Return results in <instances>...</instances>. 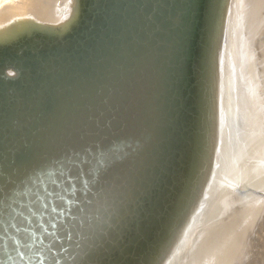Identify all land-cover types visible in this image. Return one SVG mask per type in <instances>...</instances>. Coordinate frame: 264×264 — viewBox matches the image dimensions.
Masks as SVG:
<instances>
[{"label": "bare ground", "instance_id": "bare-ground-1", "mask_svg": "<svg viewBox=\"0 0 264 264\" xmlns=\"http://www.w3.org/2000/svg\"><path fill=\"white\" fill-rule=\"evenodd\" d=\"M260 2L204 0L190 60L197 0H0V264H163L173 248L170 264L235 258L209 215L253 154L252 103L243 121L228 85L239 89ZM201 196L208 221L176 246Z\"/></svg>", "mask_w": 264, "mask_h": 264}, {"label": "rangeland", "instance_id": "rangeland-1", "mask_svg": "<svg viewBox=\"0 0 264 264\" xmlns=\"http://www.w3.org/2000/svg\"><path fill=\"white\" fill-rule=\"evenodd\" d=\"M262 2H260V3H257V6H254L253 8H255V7H258V5L259 4H261ZM262 5H263V3L261 4V6L260 7H262ZM264 6V5H263ZM260 7H258L259 9L257 10V8H255L254 9V11H256V12H258L259 10L260 11H262L261 13H259L258 12V14H256V12L254 13L253 12V10L250 12V19L252 18L251 17V15L252 16H254L255 15V17H257V18H252L256 23H255V25L253 24V23H251L254 27H255V29H256V31L255 30H253L254 28H253V26L251 27L249 24V30H247V31H250L251 29L253 30H251L250 32H251V34L249 35L248 34V37H246V33H249V32H247L246 31V33H244L245 34V38H244V42H242V43H244V44H241V45H243L242 47H244L242 50H243V52L241 53L240 52V63L242 64V65H240V69L243 71V72H240V73H238V76H240V77H238V79H239V86H238V90L237 89H235L234 87H233V85H232V83L230 84L229 83V85H228V95L230 94L231 96H230V99H229V101L232 103V104H230L231 106L235 103V99H233L232 98V95H233V93H235L234 91H238V95L239 94H241V98L239 99L240 101L239 102H241V104H240V107H242V105H244V107H245V110L243 109L244 107H242V116H243V121H245V119H248V114H252L251 115V117H249L250 118V121H251V119H252V121L251 122H256V123H253V126H256V127H261L260 129L262 130L261 132H260V129L259 128H256V127H254V128H251L250 130H251V133H252V131H253V133H252V135H254V133H257L255 136H257V135H259L258 134V130H259V133H260V135L262 134V138L260 137V135H259V138H261V142H260V139H259V141H258V136L255 138V136H253V138H252V140L254 141H251V137H252V135H251V137H250V140H248L247 138H243L244 139V141L247 139V141L250 143V145L251 146H248L247 148L250 150H248L247 151V153L249 152H252L253 154H249L251 157H249L248 155H246V156H244L245 157V160H244V163H242V165H241V167L239 166L238 167V171L234 174V176H233V180L231 181V183L229 184V188H227L226 189V194H225V197L223 198V199H221L220 201H218L217 202V204L214 206V208H212L210 211H211V213H210V219H211V222H210V226H209V230H211V229H213L214 227V229L213 230H222L223 229V227H227V228H225L224 229V231L226 232V230L228 229L229 231H231V229L233 228V227H231V226H234L235 225V223L234 222H231V221H237V223H239V222H241L238 226H237V228H236V230L234 231V233H236L237 232V230H238V234H241V235H239L238 237L237 236H235V235H238V234H233V233H230L229 231H228V233L226 232H224V231H222L223 233H221L220 235L222 236V234H223V238L225 237V241L223 242V244H222V249L224 250V249H227L231 244H232V246H234V248L232 249V250H234L235 249V251H237V253L235 252V251H233V253H236V255H238V257H236V255L234 254V256H235V258H233V259H236V260H234L235 261V263L234 262H232L233 261V259L232 258H226V259H224V260H222V261H220L219 262V264L221 263V264H229L230 262H231V264H238V263H236L237 262V260H238V262H239V260L241 259H245V261L244 262H246L247 264H255L254 263V261L256 262V261H258V262H256V264L258 263V264H264V238H263V234H264V230H263V224L261 223V219H263L264 218V214L262 215V213H264L263 211H264V200H262L261 201V199L259 198V197H264L263 195H264V171H262V169L264 170V164H261L262 163V160H263V158H260V155H261V157H264V155H263V153H264V149L263 148H261L262 147V144L264 143V14H263V8H260ZM253 8H251V9H253ZM252 13V14H251ZM254 14V15H253ZM260 15H262V16H260ZM260 18V19H259ZM257 19H259V20H257ZM253 20H251V22L253 21ZM250 21V20H249ZM258 22V23H257ZM260 22V23H259ZM234 23H235V21H234ZM260 24H261V26H260ZM239 22L237 21V27H239ZM257 25V26H256ZM263 26V27H262ZM257 27V28H256ZM262 28V29H261ZM260 31V32H259ZM262 31V32H261ZM252 33L254 34V36L252 35ZM256 33V34H255ZM250 36V37H249ZM253 37V38H252ZM247 38V39H246ZM248 38H250V39H248ZM263 39V40H262ZM245 41H247L246 43H245ZM262 42V43H261ZM242 66H243V68H242ZM240 70V71H241ZM241 73H244V74H242V75H240ZM248 74V75H247ZM245 75H247V76H245ZM244 76V79H242V77ZM242 80H241V79ZM237 79V80H238ZM240 81H244V83L246 84L245 86H243V84L244 83H242V82H240ZM228 83V82H227ZM242 83V84H241ZM244 87V89H243V87ZM230 87V88H229ZM232 88V89H231ZM242 88V89H241ZM235 89V90H234ZM229 90H230V92H229ZM245 92H244V91ZM246 92H247V94H246ZM237 94V93H236ZM244 95V96H243ZM246 95V96H245ZM240 96V95H239ZM247 96H248V101H247ZM246 97V98H245ZM232 98V99H231ZM244 100V101H243ZM246 101V102H245ZM249 101H251V102H249ZM244 103V104H243ZM246 103V104H245ZM248 103V104H247ZM250 103H252V105L250 104ZM250 106L249 107V109L250 110H252L251 112L250 111H248V107L246 108V106ZM248 111V112H247ZM244 112V113H243ZM250 112V113H249ZM245 113H247V117H246V114ZM250 116V115H249ZM255 116V117H254ZM256 118V119H255ZM253 119H254V121H253ZM249 120V119H248ZM248 120H246L247 122L246 123H248ZM256 120V121H255ZM259 120V121H258ZM15 121V120H14ZM259 122V123H258ZM258 123V124H257ZM260 123H261V125H260ZM243 124H245V122H243ZM255 124V125H254ZM263 124V125H262ZM225 125H226V123H225ZM246 125V124H245ZM258 125V126H257ZM252 126V127H253ZM244 127V126H243ZM263 128V129H262ZM245 130V129H244ZM257 132H256V131ZM255 131V132H254ZM245 132H246V130H245ZM245 135V134H244ZM254 138L255 139H257L256 140V142H255V140H254ZM246 141V143L248 144V142ZM257 141H258V143H257ZM263 142V143H262ZM256 144V145H255ZM258 144H261L259 147L257 146ZM253 145V146H252ZM256 146H257V148H256ZM251 147H254L255 148V150L252 148L251 149ZM258 148H260V150L261 149H263V153H261L262 151H260V150H258ZM251 150H253V151H251ZM256 150H258V152L256 151ZM258 154H260V155H258ZM255 155H257L256 156V158H257V160H255V158H254V160L253 161H257V163L255 162H252V160H251V158H252V156H255ZM244 157H242V158H244ZM247 157L248 158H250V159H247ZM259 158V159H258ZM261 161V165L259 164V162ZM251 162H252V166H251ZM263 162H264V160H263ZM258 164V165H257ZM255 166V168H254V166ZM257 165V166H256ZM262 166V167H260V166ZM247 167H248V169H247ZM250 167H252L253 169H251ZM258 167H260L261 169H258ZM241 169V170H240ZM246 170V171H245ZM257 171L256 173L255 172H253L252 173V175H251V171ZM248 172V173H247ZM253 174H255V175H253ZM240 177H239V176ZM243 175V176H242ZM260 175V176H259ZM253 176V177H252ZM263 178H262V177ZM242 177H244L245 179H247L246 180V182H244L245 181V179L244 178H242ZM255 177V178H254ZM241 178H242V180H241ZM252 178V179H251ZM257 178V179H256ZM254 179H256V181L254 180ZM259 179V181H257ZM262 179V180H261ZM251 180V181H250ZM253 180V181H252ZM242 181V182H241ZM261 181V182H260ZM251 183H252V185H251ZM238 184V185H237ZM247 184V185H246ZM255 184V185H254ZM243 185V186H242ZM246 185V186H245ZM257 185H259V186H257ZM238 186V188L236 189V187ZM257 186V187H256ZM232 187H234V188H232ZM249 187H253V189H260L259 190V194H260V196H258L259 194H257L256 192H253V191H251V190H249ZM248 188V189H247ZM234 189V190H233ZM239 189H241V190H239ZM245 191H247V194H245L246 192ZM240 192V193H239ZM243 192H245V193H243ZM251 192V193H250ZM249 193V194H248ZM239 194H241V195H239ZM244 194V195H243ZM250 194H253V197H255V198H253ZM257 194V195H256ZM236 195V197H234V196ZM250 196V197H248V196ZM230 196V197H229ZM259 199H260V203L259 202H257V201H259ZM264 199V198H263ZM242 201H243V203H242ZM235 202L237 203V204H235ZM256 203V204H255ZM257 203H259L258 205H262L261 206V210H260V206H258L257 205ZM230 204H232V205H230ZM229 205V206H228ZM247 206L246 208H244L243 206ZM253 205L255 206V205H257V208H256V206L255 207H253ZM226 206V207H225ZM242 206V207H241ZM252 208H251V207ZM231 207V208H230ZM236 207H237V209H236ZM241 207V208H240ZM248 207H250L251 209H253V211L252 212H250V213H252V215H253V221L252 222H254L255 224H253V226H252V222H248V223H250V224H248L247 223V219H245V220H243V221H241L242 220V218H243V215H242V213L244 214V217H245V214H249V212L247 213V211H249V210H251V209H249ZM244 210H243V209ZM256 208V209H255ZM258 208H259V210H258ZM214 209H217L216 210V213L214 212L215 210ZM219 209V210H218ZM221 209V210H220ZM229 209V210H228ZM234 209V210H233ZM237 211H236V210ZM239 210H240V212H242L241 210H243V211H245V210H247L245 213L244 212H242V213H240L239 212ZM256 212H255V211ZM224 211H225V215H224ZM217 212H219V213H217ZM234 212V213H233ZM231 213H232V215L234 216V220H233V217H232V215H231ZM235 213H237V214H241V215H236ZM258 213V214H257ZM255 214V215H254ZM261 214V215H260ZM223 215V217H221ZM227 215L228 216H230L231 215V217H229V218H227ZM252 215H250V216H252ZM256 215H257V217H256ZM220 216V217H219ZM258 216H260L259 218H258ZM263 216V217H262ZM236 217H237V219H236ZM257 218V220H256V218ZM231 218H232V220H231ZM224 219H225V222H226V224H225V222H224ZM229 219L231 220V221H229ZM254 219H255V221H254ZM260 219V220H259ZM226 220H228V222H230L231 224L232 223H234V224H230V223H227V221ZM208 220H203L202 219V223L196 228V232L198 231V230H200V229H202V227H204L205 226V222H207ZM214 221V222H213ZM221 221V222H220ZM239 221V222H238ZM223 223V224H222ZM248 224V225H251V227H253V228H251L250 226L248 227L247 225L246 226H244L245 224ZM258 223V224H257ZM224 225L225 224V226H222V225ZM213 225V226H212ZM218 225H220L221 226V228L219 229V226ZM216 226H217V228H216ZM244 226V227H243ZM210 227H213V228H211L210 229ZM247 228V229H245L246 231H247V233L245 234V235H243L246 231L245 230H243L242 228ZM261 228V229H260ZM234 229V228H233ZM232 229V230H233ZM251 229V230H250ZM205 230V229H204ZM204 230H202L201 232H203ZM209 230H207V231H209ZM240 230H243L241 233L239 232ZM254 230H255V232H254ZM262 230V231H261ZM251 231V234L254 236H252L250 233H248V232H250ZM261 231V232H260ZM200 232V233H201ZM232 232V231H231ZM195 233V232H194ZM205 233H206V231H205ZM204 232H203V235L205 234ZM259 233V235H257ZM262 233V234H261ZM248 234H249V236H248ZM201 235H202V233H201ZM200 235V236H201ZM234 235V237H236V241L234 240H232V236ZM199 236V237H200ZM241 236V237H240ZM243 236V237H242ZM252 236V237H251ZM257 236V237H256ZM260 236H261V238H260ZM248 237H250V238H248ZM237 238H239V239H237ZM240 238H242V240L240 239ZM254 238V239H253ZM258 239V240H257ZM238 240H241L242 242H240V241H238ZM251 240V241H250ZM248 241H250V242H248ZM252 241H253V243H252ZM256 241V242H255ZM236 242V243H235ZM237 242H238V245H237ZM261 242V243H260ZM191 243V242H190ZM242 243V245H243V247H241L242 245H240ZM189 244V243H188ZM187 244V245H188ZM260 244V245H259ZM186 245V246H187ZM253 245H254V247H253ZM185 246V247H186ZM240 246V247H239ZM262 246V247H261ZM250 249H249V248ZM237 248H239V249H237ZM241 248V249H240ZM259 248V249H258ZM248 251H247V250ZM239 250L242 252V250L244 251V250H246V252H240L239 253ZM259 250V251H258ZM251 255H249L248 253ZM250 252H252V253H250ZM257 252V253H256ZM262 254H261V253ZM177 252H175V253H173L172 254V256H174L175 254H176ZM243 253H246V255L245 254H243ZM255 253V254H254ZM240 254V255H239ZM246 257V256H248L249 255V257H246V258H244V256ZM171 256V258H170V260L167 262V264H170V261L172 260V257ZM233 256V255H232ZM233 256V257H234ZM242 258H241V257ZM255 256V257H254ZM239 257H240V259H239ZM252 257V258H251ZM263 257V258H262ZM228 259V261H226ZM260 259H262V260H260ZM241 260H240V263L242 264L243 263V260H242V262H241ZM251 260V261H250ZM249 262V263H248ZM263 262V263H262ZM239 263V264H240ZM246 263H243V264H246Z\"/></svg>", "mask_w": 264, "mask_h": 264}, {"label": "water", "instance_id": "water-1", "mask_svg": "<svg viewBox=\"0 0 264 264\" xmlns=\"http://www.w3.org/2000/svg\"><path fill=\"white\" fill-rule=\"evenodd\" d=\"M203 1L204 0H197V13L194 16V21H193V30L191 33V37H192V43L190 44L191 50L189 52V57L190 60H192L193 57V49L195 48V43H196V38H197V31H198V26H199V22H200V18H201V10H202V6H203ZM8 68V67H7ZM187 84L186 86H190V84L192 83L191 79L188 78L187 79ZM226 187L229 188V184H226ZM237 189V187H236ZM249 190L256 192V193H260L259 190L260 189H253V188H249ZM208 202H207V198H205L204 196H201L199 198L198 203H192V209L189 213V216L185 219L184 225L183 227L178 231V239L175 242L176 246L181 243L182 246L188 241V239L191 237V235L194 234L196 228L202 223V218H203V213L204 210L207 206ZM173 244V246L175 245ZM173 248L171 252H168V255H166L167 257L165 258V262L163 264H167V262L170 260L171 258V254L175 253L177 251V249ZM162 263V262H161ZM160 264V263H159Z\"/></svg>", "mask_w": 264, "mask_h": 264}, {"label": "snow or ice", "instance_id": "snow-or-ice-1", "mask_svg": "<svg viewBox=\"0 0 264 264\" xmlns=\"http://www.w3.org/2000/svg\"><path fill=\"white\" fill-rule=\"evenodd\" d=\"M82 167H83V162H82ZM69 179H71V174L69 176ZM2 211H3V199H2V193H0V213H2ZM52 264H62V261L54 259Z\"/></svg>", "mask_w": 264, "mask_h": 264}]
</instances>
